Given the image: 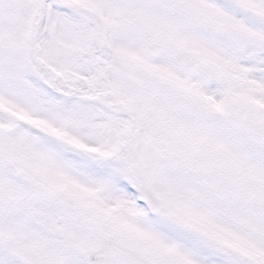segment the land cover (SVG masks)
<instances>
[{"label": "snow or ice", "instance_id": "obj_1", "mask_svg": "<svg viewBox=\"0 0 264 264\" xmlns=\"http://www.w3.org/2000/svg\"><path fill=\"white\" fill-rule=\"evenodd\" d=\"M0 264H264V0H0Z\"/></svg>", "mask_w": 264, "mask_h": 264}]
</instances>
